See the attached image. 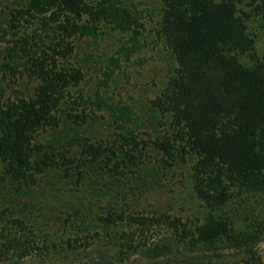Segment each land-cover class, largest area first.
<instances>
[{
    "label": "trees",
    "instance_id": "trees-1",
    "mask_svg": "<svg viewBox=\"0 0 264 264\" xmlns=\"http://www.w3.org/2000/svg\"><path fill=\"white\" fill-rule=\"evenodd\" d=\"M159 1L158 37L175 68L150 104L147 120L156 134L149 142L126 128L133 123L131 108L113 112L121 130L117 139L96 140L87 128L98 118L86 104H68L83 81L72 64L75 42L98 37L105 26L138 33L139 21L122 0H21L7 9L0 26V47L6 44L0 48V264L69 261L103 232L110 236L127 225L144 233L160 226L161 220L135 212L140 198L133 186L149 191L156 175L175 168L190 171L210 210L194 230L165 218L162 225L177 244L249 243L215 213L235 195H264V62L247 33L252 15L239 11L241 0ZM248 7L264 25V0ZM101 102L92 105L109 107ZM44 204L64 216L60 222L75 236L59 244L31 232L28 223L35 219L25 214L43 212ZM11 208L12 217L2 218ZM170 252L166 244L150 253L159 259ZM255 257L243 264H258ZM100 259L93 263L114 264Z\"/></svg>",
    "mask_w": 264,
    "mask_h": 264
},
{
    "label": "rangeland",
    "instance_id": "rangeland-1",
    "mask_svg": "<svg viewBox=\"0 0 264 264\" xmlns=\"http://www.w3.org/2000/svg\"><path fill=\"white\" fill-rule=\"evenodd\" d=\"M20 1L0 0V26L5 25L7 9ZM122 1L138 19V33L123 35L105 26L98 37L75 42L72 64L82 71L83 81L78 88L71 90L68 104H86L88 114L98 118L87 128V136L96 140L117 139L121 130L113 112L119 114L120 109L131 108L133 123L126 124V128L133 130L138 140L149 142L153 140L156 131L147 120L148 110L151 102L165 90L175 62L164 42L158 37L162 13L160 1ZM241 1L239 11L252 15L246 25L247 33L255 40L257 56L264 62V25L248 7L252 0ZM4 47L5 43L0 48ZM243 63L250 64V61L244 58ZM13 88L8 90L9 95L15 90ZM97 98L102 100L101 104H108L109 109L99 111L93 106ZM153 180L156 182L155 186L149 191L143 185L133 186L136 189V198H140L133 203V209L138 215L150 220H161L162 224H165V218L181 219L193 230L204 223L210 210L198 198L188 169L163 171ZM139 189L143 191L140 192ZM11 212L12 208L2 218L10 219ZM16 212L17 217L23 216L17 210ZM215 214L231 224L235 235H245L249 243L237 248L224 239L214 246L193 247L177 244L172 231L166 225L160 224L144 233L136 227L123 225L110 236L103 232L104 235L96 239L90 248L71 255L69 261L54 260L34 264H94V261H100L103 256L109 257L114 264H243L250 259V255L256 256L258 264H264V195H235L233 200ZM29 215L35 219L32 223L27 222L29 228L41 241L48 239L60 244L75 236V230L60 222L59 217L64 216L51 206L45 207L44 204L43 212L37 209L32 214H25V217ZM132 236L134 242L130 243ZM166 244L171 247L168 255L159 259L151 255L155 245Z\"/></svg>",
    "mask_w": 264,
    "mask_h": 264
}]
</instances>
